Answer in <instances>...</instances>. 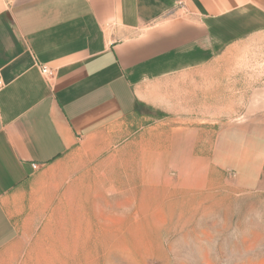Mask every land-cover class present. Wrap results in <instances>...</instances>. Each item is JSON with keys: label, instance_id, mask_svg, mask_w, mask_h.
Returning <instances> with one entry per match:
<instances>
[{"label": "crops", "instance_id": "obj_1", "mask_svg": "<svg viewBox=\"0 0 264 264\" xmlns=\"http://www.w3.org/2000/svg\"><path fill=\"white\" fill-rule=\"evenodd\" d=\"M263 42L264 0H0V253L28 190L63 189L64 160L147 143L156 112L177 128L240 107L238 62Z\"/></svg>", "mask_w": 264, "mask_h": 264}, {"label": "rangeland", "instance_id": "obj_2", "mask_svg": "<svg viewBox=\"0 0 264 264\" xmlns=\"http://www.w3.org/2000/svg\"><path fill=\"white\" fill-rule=\"evenodd\" d=\"M258 47L238 62L247 72L236 77L241 106L224 119L176 128L156 112L163 121L147 124V143H123L94 163L64 160L63 189L33 185L23 214L14 217L17 239L0 253V264H264V47ZM149 157L158 160L145 175L135 163L123 168L124 161ZM116 174L134 181L96 186ZM81 179L64 195V186Z\"/></svg>", "mask_w": 264, "mask_h": 264}, {"label": "bare ground", "instance_id": "obj_3", "mask_svg": "<svg viewBox=\"0 0 264 264\" xmlns=\"http://www.w3.org/2000/svg\"><path fill=\"white\" fill-rule=\"evenodd\" d=\"M133 163H135V167H137L140 171H141V174L142 175H145V172H146V170H147V168H149L147 165H148V163H152V161L151 160H149V159H141V160H136V162H133ZM153 164V163H152ZM119 177V176H118ZM117 177V178H118ZM129 177V176H128ZM126 178V179H121V178H114V177H112V178H104V179H106V180H103V181H99V183H98V185H96V186H98V187H100V185L102 184V183H105V182H108V180L110 179V184L111 183H113L112 185H114V183H118V184H122V183H125L126 185L128 184V182L131 180V182H133L134 181V178ZM108 184H109V182H108ZM109 187H110V185H109ZM103 188V187H102ZM104 189V188H103ZM111 189H112V187H111ZM97 190V189H96ZM95 190V191H96ZM89 191V190H88ZM92 191V190H91ZM93 191H94V189H93ZM98 191V190H97ZM96 191V192H97ZM100 191V190H99ZM98 191V192H99ZM86 199H88V194H86ZM91 197H92V195H91ZM72 214V213H71ZM73 215V214H72ZM75 215V214H74ZM73 216H71V218H72ZM75 218V217H74ZM77 219L79 218V217H76ZM71 221H72V219H70ZM69 220V221H70ZM78 221V220H77ZM75 222V221H74ZM70 223V222H69ZM72 223V222H71ZM78 223V222H77ZM73 224V223H72ZM71 225V224H70ZM78 225V224H77ZM75 226H76V224H75ZM72 229L73 228H75L74 226L72 227V226H70ZM70 228V229H71ZM76 228L78 229V227L76 226ZM76 229V230H77ZM79 230V229H78ZM73 231H75V229L73 230ZM77 232V231H76ZM75 232V233H76ZM78 233V232H77ZM74 235V234H73ZM79 235V234H78ZM70 236V235H69ZM75 236V235H74ZM73 236V237H74ZM74 238H76V237H74ZM73 238V239H74ZM77 238H78V236H77ZM77 238L75 239V241L77 240ZM71 241H72V239H71ZM70 241V242H71ZM78 241H76V243H77ZM71 246V245H70ZM74 246H75V244H74ZM73 246V247H74ZM82 246V245H81ZM80 246V247H81ZM67 247H68V244H67ZM75 249V248H74ZM80 249V248H79ZM69 250V249H68ZM67 249L65 250V251H68ZM78 250V249H77ZM65 251H64V253H65ZM54 253V252H53ZM73 252H71V254H72ZM81 254V253H80ZM70 255V254H69ZM74 257V256H73ZM83 258V257H82ZM71 259V258H70Z\"/></svg>", "mask_w": 264, "mask_h": 264}, {"label": "built area", "instance_id": "obj_4", "mask_svg": "<svg viewBox=\"0 0 264 264\" xmlns=\"http://www.w3.org/2000/svg\"><path fill=\"white\" fill-rule=\"evenodd\" d=\"M39 71H40L41 76H43L45 79H47V81L51 80L53 78L52 72L49 69H47L46 67L40 66ZM0 87H1V82H0ZM35 168H36V166L32 165V169H35Z\"/></svg>", "mask_w": 264, "mask_h": 264}]
</instances>
